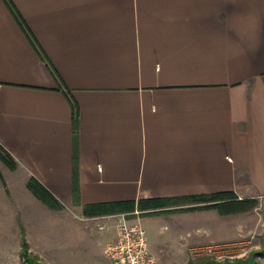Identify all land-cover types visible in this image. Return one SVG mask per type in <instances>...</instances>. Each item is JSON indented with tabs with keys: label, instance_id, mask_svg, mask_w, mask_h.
<instances>
[{
	"label": "crops",
	"instance_id": "1",
	"mask_svg": "<svg viewBox=\"0 0 264 264\" xmlns=\"http://www.w3.org/2000/svg\"><path fill=\"white\" fill-rule=\"evenodd\" d=\"M10 1L35 44L0 0V146L83 225L86 252L115 239L122 214L87 217L86 203L264 197V0ZM185 207L127 213L155 264L244 230L227 222L242 213ZM69 229L43 230L53 247L34 248L47 264H69Z\"/></svg>",
	"mask_w": 264,
	"mask_h": 264
},
{
	"label": "rangeland",
	"instance_id": "2",
	"mask_svg": "<svg viewBox=\"0 0 264 264\" xmlns=\"http://www.w3.org/2000/svg\"><path fill=\"white\" fill-rule=\"evenodd\" d=\"M0 176V264H24L19 256L23 236L28 242L31 252L37 255L34 248L36 243L43 242L48 247H53L50 239L43 240L42 235L43 230L49 233L50 227L53 228L55 225L70 228L67 232L62 233L65 238L62 240L63 247L70 253L67 258L69 264H111L102 245L95 243L98 253L95 257L83 249L82 239L86 234L82 229L83 225L79 226L81 223L78 220L72 219L68 214L67 217L58 215L56 211L48 208L31 194L26 186L29 177L24 183L19 172L7 169L1 161ZM254 200L255 205L250 210L227 217L228 226L232 219L235 230L239 223L244 228L233 242L218 243L202 249L176 250L169 248L167 251H174L175 254L168 257V262L176 264L181 259L183 261L186 259V262L188 259L200 255H209L219 261L244 258L251 259L253 264H264V197H254ZM224 221L226 220L223 219ZM84 230L86 231V229ZM89 232L86 231L87 234L95 237L99 231L89 230ZM90 240L94 244L93 240ZM156 251L159 250H154V252ZM150 252L152 254L151 250ZM39 258L44 260L43 257L39 256Z\"/></svg>",
	"mask_w": 264,
	"mask_h": 264
},
{
	"label": "trees",
	"instance_id": "3",
	"mask_svg": "<svg viewBox=\"0 0 264 264\" xmlns=\"http://www.w3.org/2000/svg\"><path fill=\"white\" fill-rule=\"evenodd\" d=\"M7 8L13 14L19 26L23 29L29 41L35 44L33 38L24 26L23 20L18 12L15 10L10 0H3ZM35 49L37 50L36 46ZM52 71V70H51ZM71 126L73 130V178H72V196L73 201L77 202L78 188L76 184L75 169H76V154L74 153V143L76 140L75 133L78 126V114L76 106L72 105ZM0 161L9 170L15 169L16 163L11 155L0 146ZM1 178V176H0ZM26 186L33 196H35L41 203L48 208L57 210L62 208V204L57 198L47 190L36 178L30 176L26 181ZM177 205H186L187 207L181 209H196V208H212L221 215L240 213L250 210L255 205V200L252 197L239 198L231 191H217L211 193L188 194L183 196H169V197H150L141 198L138 200L121 199L111 201H101L86 203L82 205V214L84 216H98L115 213H132L138 210L140 213L150 214L169 210V207ZM19 256L24 264H46L37 254L32 253L29 249L28 242L25 237L21 238ZM184 264H253L251 259L237 258L234 260L225 259L219 261L209 255H200L195 258L188 259Z\"/></svg>",
	"mask_w": 264,
	"mask_h": 264
},
{
	"label": "built area",
	"instance_id": "4",
	"mask_svg": "<svg viewBox=\"0 0 264 264\" xmlns=\"http://www.w3.org/2000/svg\"><path fill=\"white\" fill-rule=\"evenodd\" d=\"M122 213L116 224L115 239L105 246L111 264H155L149 252L146 233L139 222H131Z\"/></svg>",
	"mask_w": 264,
	"mask_h": 264
}]
</instances>
